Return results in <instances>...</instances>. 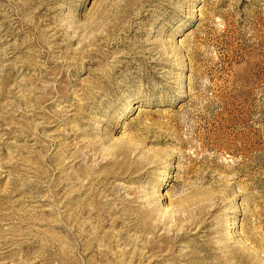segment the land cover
<instances>
[{
  "label": "rangeland",
  "instance_id": "1",
  "mask_svg": "<svg viewBox=\"0 0 264 264\" xmlns=\"http://www.w3.org/2000/svg\"><path fill=\"white\" fill-rule=\"evenodd\" d=\"M0 264H264V0H0Z\"/></svg>",
  "mask_w": 264,
  "mask_h": 264
},
{
  "label": "bare ground",
  "instance_id": "2",
  "mask_svg": "<svg viewBox=\"0 0 264 264\" xmlns=\"http://www.w3.org/2000/svg\"><path fill=\"white\" fill-rule=\"evenodd\" d=\"M134 106H135V105H131V108H134ZM163 182L165 183V181H163ZM234 223H236V222H234Z\"/></svg>",
  "mask_w": 264,
  "mask_h": 264
}]
</instances>
